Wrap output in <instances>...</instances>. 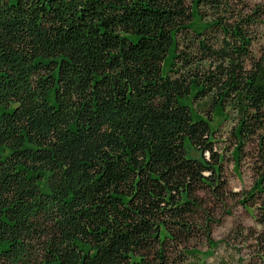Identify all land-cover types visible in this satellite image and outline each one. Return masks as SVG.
<instances>
[{
  "label": "trees",
  "instance_id": "16d2710c",
  "mask_svg": "<svg viewBox=\"0 0 264 264\" xmlns=\"http://www.w3.org/2000/svg\"><path fill=\"white\" fill-rule=\"evenodd\" d=\"M263 11L0 0V264H180L200 233L210 247L214 209L238 196L211 126L229 109L232 161L254 146L238 203L264 230ZM247 235L264 264V233Z\"/></svg>",
  "mask_w": 264,
  "mask_h": 264
},
{
  "label": "rangeland",
  "instance_id": "374dc122",
  "mask_svg": "<svg viewBox=\"0 0 264 264\" xmlns=\"http://www.w3.org/2000/svg\"><path fill=\"white\" fill-rule=\"evenodd\" d=\"M191 2L192 0H186L188 6ZM261 3L262 0H233V6L235 4L237 8L241 4L252 7ZM201 8L204 10L203 6ZM262 14L264 18V11ZM195 25L200 26L197 21ZM253 32L255 40L251 47V55L258 58L264 54V33L261 28H255ZM165 71L166 67L164 73ZM198 107L203 108L202 105ZM226 113L228 116L223 114L215 117L211 126L216 131L215 149L224 154V177L228 183V190L237 193L238 196L228 200L224 209H214L213 217L218 220L210 228V238L214 244L209 247L205 236L202 233L198 234L189 244L193 251L186 257L185 262L180 264H248L255 252V240L249 237L247 232H253L255 236L264 233L263 228L254 220L258 205L251 203L249 207L244 208L238 203L239 194L247 191L253 183L251 168L254 146L248 143L238 163L232 161L230 152L233 147L229 133L236 123V114L231 109ZM227 210L229 213H225ZM236 230L244 232L239 235L235 233Z\"/></svg>",
  "mask_w": 264,
  "mask_h": 264
}]
</instances>
